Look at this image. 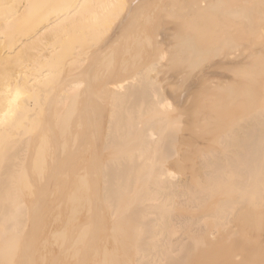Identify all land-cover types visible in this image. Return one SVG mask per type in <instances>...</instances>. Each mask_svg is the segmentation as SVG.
<instances>
[{"label":"bare ground","instance_id":"1","mask_svg":"<svg viewBox=\"0 0 264 264\" xmlns=\"http://www.w3.org/2000/svg\"><path fill=\"white\" fill-rule=\"evenodd\" d=\"M0 264H264V0H0Z\"/></svg>","mask_w":264,"mask_h":264}]
</instances>
